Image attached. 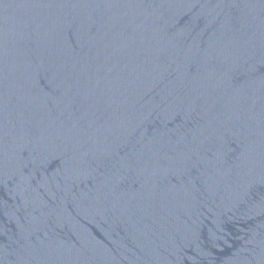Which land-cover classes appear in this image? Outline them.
Listing matches in <instances>:
<instances>
[{
	"label": "water",
	"instance_id": "95a60500",
	"mask_svg": "<svg viewBox=\"0 0 264 264\" xmlns=\"http://www.w3.org/2000/svg\"><path fill=\"white\" fill-rule=\"evenodd\" d=\"M0 264H264V0H0Z\"/></svg>",
	"mask_w": 264,
	"mask_h": 264
}]
</instances>
